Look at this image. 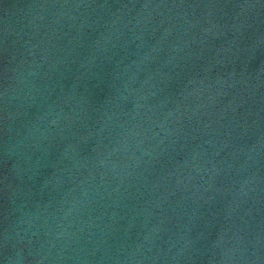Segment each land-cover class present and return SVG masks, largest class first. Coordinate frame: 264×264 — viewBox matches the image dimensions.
<instances>
[{
  "label": "water",
  "instance_id": "1",
  "mask_svg": "<svg viewBox=\"0 0 264 264\" xmlns=\"http://www.w3.org/2000/svg\"><path fill=\"white\" fill-rule=\"evenodd\" d=\"M0 264H264V0H0Z\"/></svg>",
  "mask_w": 264,
  "mask_h": 264
}]
</instances>
